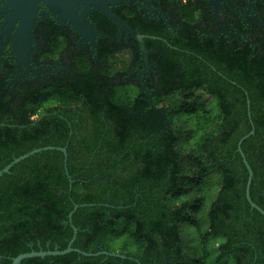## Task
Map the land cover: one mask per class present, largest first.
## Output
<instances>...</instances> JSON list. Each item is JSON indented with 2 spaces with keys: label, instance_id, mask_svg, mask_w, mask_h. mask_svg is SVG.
I'll return each instance as SVG.
<instances>
[{
  "label": "trees",
  "instance_id": "16d2710c",
  "mask_svg": "<svg viewBox=\"0 0 264 264\" xmlns=\"http://www.w3.org/2000/svg\"><path fill=\"white\" fill-rule=\"evenodd\" d=\"M161 2L169 28L136 4L112 8L146 36L152 103L142 79L125 78L140 59L137 40L117 43V25L100 12L91 17L102 33L97 61L81 52L62 85L20 99L0 93V171L55 148L0 177V264L64 251L75 228V250L111 255L21 264H264V215L248 202L238 151L249 135L241 148L264 210V62L203 43L195 0ZM44 25L54 57L67 51L71 36ZM184 225L197 236L192 256Z\"/></svg>",
  "mask_w": 264,
  "mask_h": 264
},
{
  "label": "flooded vegetation",
  "instance_id": "af4514ba",
  "mask_svg": "<svg viewBox=\"0 0 264 264\" xmlns=\"http://www.w3.org/2000/svg\"><path fill=\"white\" fill-rule=\"evenodd\" d=\"M161 1L153 0L152 6L157 12L165 15V18L148 6L146 9L136 6L150 19L163 20L165 24H170V17L162 10ZM195 1L199 5L197 32L201 29L203 43L206 39H210L218 48L229 49L233 54L242 49L249 60L255 61L256 57L260 56L258 60L264 62V0ZM6 2L7 0H0V93L20 99L25 92L62 85L64 78L75 74L71 60L81 52H86L87 56L92 57L94 61L98 60L96 48L102 33L98 30V25L91 20L93 14L90 21L96 32L95 50L90 44L91 39L83 40L73 26L58 21L43 3L39 4L37 21L29 41L24 36L18 38L19 24L11 25L9 13H2ZM45 22L53 23L58 30H65L66 35L71 36L70 48L67 51L60 50L57 57H54V51L51 52V44L48 43L47 36L44 34L47 31L44 27ZM132 37H127V33L123 32L119 38L117 29L114 40L117 43H124L129 49ZM123 52V55L128 58L126 53L128 51ZM218 59L222 60V58ZM235 59L236 57H233L234 61ZM136 64H133L125 75L127 80L132 79L134 74L137 80L144 77L145 67L141 53ZM154 66L155 64L150 63L148 59L147 74Z\"/></svg>",
  "mask_w": 264,
  "mask_h": 264
},
{
  "label": "water",
  "instance_id": "95a60500",
  "mask_svg": "<svg viewBox=\"0 0 264 264\" xmlns=\"http://www.w3.org/2000/svg\"><path fill=\"white\" fill-rule=\"evenodd\" d=\"M125 2H130L132 4H136L138 6H142L143 9H146V6L150 7L152 11H155L158 13L159 16H162L165 18V15L162 13L157 12L152 4L153 0H7L6 6L4 7L2 13H9V21L11 22V25L19 24L18 25V38L25 37L27 41H29L31 37V32L33 29L34 24L37 21V14H38V8L39 4L43 3L48 9L49 12L58 20L65 24H68L70 26H73V28L79 32L83 40L91 39V46L95 50L96 42L94 35L96 34L94 30V25L90 21V17L95 12H100L105 17H107L110 21H112L115 25H117L119 30V38H121L122 33L126 32L127 37L133 36L141 49V56L144 61V77L142 78V86L145 92L147 93L148 97L150 98V102L152 103V94L150 90L146 87V74L148 71V52L144 45V39L146 38L145 35L141 34L139 30L134 29L128 22L124 21L120 16L115 14L113 12V7H118ZM166 27L169 28V24L166 23ZM253 132L250 133L253 134ZM249 137V135L245 136L240 142L238 151L242 155V158L244 160V163L247 167V170L249 172V178L247 182V189H246V195L249 204L251 205L252 209L257 210L262 215H264V210L260 208L257 204H255L251 198V185L253 182L254 172L249 165L246 156L241 148V145L243 141ZM53 147H48L44 149H36L32 151L31 153L24 155L18 159H15L13 163H11L9 166H7L5 169L0 171V177L3 174L9 173L10 169L15 165L20 163L21 161L29 158L32 155H35L37 153L42 152L43 150H54ZM57 150L63 152L65 156L67 157V151L65 148H57ZM67 161V160H66ZM78 207L75 208V210ZM72 216V214H71ZM75 235L71 243L69 244L68 248L64 251H32L30 253L21 254L18 257H16L12 264H21L23 260L29 259V258H37V257H47V256H63L66 254H69L71 252H78L85 256H93V255H99V254H107L111 255L109 252H102L99 254H89L82 252L80 250H75L72 247V244L76 238L77 235V229H74ZM114 255V254H113ZM122 258H125V256H121Z\"/></svg>",
  "mask_w": 264,
  "mask_h": 264
},
{
  "label": "rangeland",
  "instance_id": "374dc122",
  "mask_svg": "<svg viewBox=\"0 0 264 264\" xmlns=\"http://www.w3.org/2000/svg\"><path fill=\"white\" fill-rule=\"evenodd\" d=\"M182 231L184 232L183 237H184L185 245L187 246V252H188L189 256H192L194 254L195 248L198 244L196 233L188 225L182 226Z\"/></svg>",
  "mask_w": 264,
  "mask_h": 264
}]
</instances>
